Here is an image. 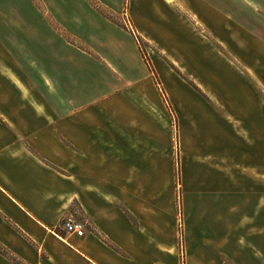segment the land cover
Segmentation results:
<instances>
[{
  "label": "crops",
  "instance_id": "obj_1",
  "mask_svg": "<svg viewBox=\"0 0 264 264\" xmlns=\"http://www.w3.org/2000/svg\"><path fill=\"white\" fill-rule=\"evenodd\" d=\"M158 1L198 37L147 33L158 83L124 30L73 47L55 12L0 11V242L23 263L264 264L263 38L222 0Z\"/></svg>",
  "mask_w": 264,
  "mask_h": 264
},
{
  "label": "rangeland",
  "instance_id": "obj_2",
  "mask_svg": "<svg viewBox=\"0 0 264 264\" xmlns=\"http://www.w3.org/2000/svg\"><path fill=\"white\" fill-rule=\"evenodd\" d=\"M218 3H221V8L231 11L235 19L261 36L264 45V0H222ZM16 8L22 9L25 13L32 8L55 12V19L52 18L53 13H49L50 24L56 27L58 38L67 41L73 47H83L80 44L81 35L90 44L95 40L100 43L111 41L118 30L128 32L133 37L152 77H155V73L147 57V51L153 49L150 46L154 41L166 45L172 32L198 41L188 21L175 9L162 5L158 0H0V11ZM2 15L0 12V16ZM136 26L141 30V34L137 33ZM81 28L84 32H80ZM95 28H99V31L96 32ZM147 33L153 36H150L154 40H151V44L147 42ZM88 50L90 51L89 47ZM260 56L264 60V49ZM156 66L159 68L158 64ZM252 67L264 79V64ZM155 81L158 83L157 78ZM168 107L175 131L176 116L169 103ZM174 161L176 162V157ZM174 168L176 170V165ZM0 256V264H25L1 242Z\"/></svg>",
  "mask_w": 264,
  "mask_h": 264
},
{
  "label": "built area",
  "instance_id": "obj_3",
  "mask_svg": "<svg viewBox=\"0 0 264 264\" xmlns=\"http://www.w3.org/2000/svg\"><path fill=\"white\" fill-rule=\"evenodd\" d=\"M61 227L66 232H73L77 235H80L82 232V224L70 217H66L61 221Z\"/></svg>",
  "mask_w": 264,
  "mask_h": 264
},
{
  "label": "trees",
  "instance_id": "obj_4",
  "mask_svg": "<svg viewBox=\"0 0 264 264\" xmlns=\"http://www.w3.org/2000/svg\"><path fill=\"white\" fill-rule=\"evenodd\" d=\"M179 239H180V228H179Z\"/></svg>",
  "mask_w": 264,
  "mask_h": 264
}]
</instances>
